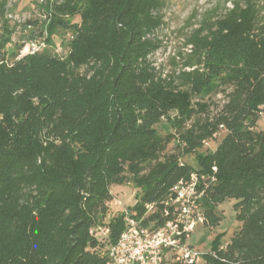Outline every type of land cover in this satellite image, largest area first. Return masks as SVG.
Listing matches in <instances>:
<instances>
[{"label":"trees","instance_id":"16d2710c","mask_svg":"<svg viewBox=\"0 0 264 264\" xmlns=\"http://www.w3.org/2000/svg\"><path fill=\"white\" fill-rule=\"evenodd\" d=\"M163 5L50 1L51 30L79 15L69 59L82 71L41 51L0 49V264H107L124 229L122 211L103 222L112 185L138 190L127 211L155 229L176 215L172 188L192 173L202 224L219 225L226 199L239 223L200 264H264V3L232 0L189 36L184 66L221 65L211 79L198 68L157 70L150 55L161 46ZM205 86L225 97L213 117L193 101ZM162 119L171 132L157 131ZM220 130L214 149L199 152ZM189 154L195 167L181 161ZM159 264L184 263L167 255Z\"/></svg>","mask_w":264,"mask_h":264},{"label":"rangeland","instance_id":"374dc122","mask_svg":"<svg viewBox=\"0 0 264 264\" xmlns=\"http://www.w3.org/2000/svg\"><path fill=\"white\" fill-rule=\"evenodd\" d=\"M53 0H0V49L6 53L24 52V48L31 42H35L38 51L55 56L62 60H68L71 54L70 42L74 34V25L80 21L79 15L66 18V25L55 29L49 28L47 16L48 4ZM60 1V0H58ZM232 0H164L161 9L163 24L155 32V36L161 41L160 48L150 55V59L161 75H176L181 70L198 68L205 78H210L220 71L221 65H207L203 63L199 67H185L184 64L193 60L191 46L187 39L195 30L202 28L203 22L214 20L222 14L225 8L231 6ZM260 4L264 0H258ZM24 54V53H23ZM222 50L219 55L227 56ZM192 62V61H191ZM69 64L79 71L84 69V64L76 63L69 59ZM176 79V82H180ZM211 80H209L210 82ZM225 100L223 92L205 86L199 95L194 96L193 101L208 105L206 114L213 117ZM261 126L263 121H258ZM155 128L160 134L171 132L170 124L162 119ZM223 130H220L215 139L207 140L199 152L212 151L220 141ZM171 145V144H170ZM181 161L196 166L194 154L182 157ZM113 199L108 204V211L104 218L107 224L121 210H129L135 203L138 190L131 184H114L111 187ZM233 199H226L217 204V211L221 216L219 225L208 228L203 224H197L189 234L188 244L202 256L209 250L216 237L221 245H224L232 233L238 228V221L232 209ZM97 233H101L97 231ZM202 259V257H200Z\"/></svg>","mask_w":264,"mask_h":264},{"label":"built area","instance_id":"2783aa9c","mask_svg":"<svg viewBox=\"0 0 264 264\" xmlns=\"http://www.w3.org/2000/svg\"><path fill=\"white\" fill-rule=\"evenodd\" d=\"M19 56L38 51L35 42L28 44ZM24 53V54H23ZM199 178L192 173L188 179L179 180L172 188L176 215L172 220L155 229L142 226L139 220L124 213V229L115 243L105 253L107 264H159L167 255L184 264H200L201 256L188 244L189 234L197 224L204 222L198 205L202 192L198 189ZM148 211L152 205H146ZM96 231L105 237L108 228L98 226Z\"/></svg>","mask_w":264,"mask_h":264}]
</instances>
